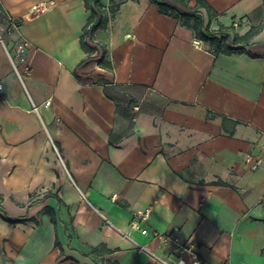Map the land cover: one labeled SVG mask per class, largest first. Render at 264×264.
<instances>
[{
	"label": "crops",
	"instance_id": "0c3cea01",
	"mask_svg": "<svg viewBox=\"0 0 264 264\" xmlns=\"http://www.w3.org/2000/svg\"><path fill=\"white\" fill-rule=\"evenodd\" d=\"M204 1L213 29L263 26L248 52H215L152 0H101L119 7L88 54L85 0H0V264H164L138 244L175 264L154 237L170 231L211 262L264 264V163L245 161L264 154V0Z\"/></svg>",
	"mask_w": 264,
	"mask_h": 264
},
{
	"label": "trees",
	"instance_id": "16d2710c",
	"mask_svg": "<svg viewBox=\"0 0 264 264\" xmlns=\"http://www.w3.org/2000/svg\"><path fill=\"white\" fill-rule=\"evenodd\" d=\"M157 4L160 12L171 15L182 24L192 27L195 31V36L205 42L217 53L230 54L232 52H248L245 45L253 40V38L261 31L262 25L252 26L246 33L240 34L235 25H225L219 23L217 29L211 27V20L216 16L212 6L204 0H199L195 7H189L184 0H152ZM86 7L90 10V15L86 24L83 27V33L81 35V44L83 49L88 54H93L97 50V46H93L90 42L95 41V32L100 28H106L111 19L116 15L119 5L113 2L109 7V10L104 8L101 0H85ZM185 6L188 9H184ZM203 8L208 16V20L205 19L203 13L200 11ZM101 56L98 61L100 64L110 66L105 61L106 48L101 45ZM215 183L222 185H230L223 180L214 181ZM232 186V185H230ZM1 205V202H0ZM5 220L10 222L25 221V218H13L8 215L5 216ZM88 253H84L90 256L96 263H99L98 255L106 254L112 250L107 248L105 244L99 246H89ZM112 264H118L113 262Z\"/></svg>",
	"mask_w": 264,
	"mask_h": 264
},
{
	"label": "built area",
	"instance_id": "2783aa9c",
	"mask_svg": "<svg viewBox=\"0 0 264 264\" xmlns=\"http://www.w3.org/2000/svg\"><path fill=\"white\" fill-rule=\"evenodd\" d=\"M34 10H43L46 9V6L43 3H39L33 6ZM3 13V12H1ZM8 23L9 25L5 29V32L11 33L14 30L18 29L20 26L19 19H16L14 17H8ZM235 26L238 25L237 22L234 23ZM3 30L0 28V41L2 44L5 45L4 39H3ZM30 46V41L25 37H20L18 41L15 43L14 48L12 51H10V58L12 61V64L14 66V70L17 73L18 77L23 81V77L25 74H29L30 72V66L26 63V54L27 50ZM23 64L24 69L21 70L20 66ZM3 91V84L0 81V92ZM246 163L250 164V166L253 169H256L260 167L264 163V154L255 156L253 154H247L245 156ZM136 216L141 219V221H145L148 218V211L147 210H139L136 213ZM139 226V221L136 219L134 223V227ZM141 232L143 234L148 233L147 228L141 229ZM154 237L162 241L163 243H172L173 245V252L175 255H177V261L175 264H223V263H214L211 262L204 257H202L197 251H196V244L193 242L190 243H184L182 239L179 237V235L175 231L170 232H154ZM138 247L141 250H145L150 252L158 261L164 263V264H170L165 259H162L161 257L155 255L151 251H149L144 245L138 244ZM188 253L190 256V260L187 261L185 257L182 256V254Z\"/></svg>",
	"mask_w": 264,
	"mask_h": 264
},
{
	"label": "rangeland",
	"instance_id": "374dc122",
	"mask_svg": "<svg viewBox=\"0 0 264 264\" xmlns=\"http://www.w3.org/2000/svg\"><path fill=\"white\" fill-rule=\"evenodd\" d=\"M115 5H116V3H115ZM106 10H109V9H106ZM58 259H59L60 261H62L64 258H62L61 255H59ZM64 260H65V259H64ZM108 262H109V261H108L107 259H105V258H103V257L100 258V263H102V264H106V263H108Z\"/></svg>",
	"mask_w": 264,
	"mask_h": 264
}]
</instances>
